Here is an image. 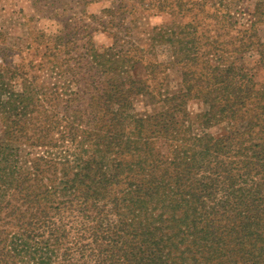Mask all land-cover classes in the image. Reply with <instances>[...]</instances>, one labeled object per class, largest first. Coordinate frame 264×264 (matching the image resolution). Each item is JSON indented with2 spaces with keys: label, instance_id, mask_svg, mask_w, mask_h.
<instances>
[{
  "label": "trees",
  "instance_id": "obj_1",
  "mask_svg": "<svg viewBox=\"0 0 264 264\" xmlns=\"http://www.w3.org/2000/svg\"><path fill=\"white\" fill-rule=\"evenodd\" d=\"M89 58L91 78L114 70L94 50ZM18 69L0 64V264H264V104L250 78L234 81L228 68L212 83L219 93L194 95L209 106L202 132L184 120L189 94L138 116L140 86L126 79L125 95L104 78L85 109L79 93L63 100L74 160L66 150L58 166L40 158L29 167L21 138L43 146L57 120L29 127L41 99L10 85ZM219 120L227 132L203 130ZM57 171L58 186L44 182Z\"/></svg>",
  "mask_w": 264,
  "mask_h": 264
},
{
  "label": "rangeland",
  "instance_id": "obj_2",
  "mask_svg": "<svg viewBox=\"0 0 264 264\" xmlns=\"http://www.w3.org/2000/svg\"><path fill=\"white\" fill-rule=\"evenodd\" d=\"M93 50L115 63L107 77L91 78ZM0 64L11 71L21 68L10 82L15 91L31 88L40 96L29 127L34 123L48 130L57 120L40 140L43 146L35 145L34 136L18 140L19 161L29 167L40 158L58 166L66 150L74 160L63 100L79 93L85 109L104 78L125 95L126 79L140 86L132 101L138 116L162 111L166 97L189 94L184 120L202 132L200 118L209 106L194 95L219 93L212 83L225 69L234 81L243 74L250 78L258 92L255 100L264 104V0H0ZM69 66L75 67V80ZM55 91L61 95L58 103ZM50 113L56 116L46 121ZM203 130L218 136L229 128L219 120L204 124ZM60 172L45 173L57 180L44 182L58 186Z\"/></svg>",
  "mask_w": 264,
  "mask_h": 264
}]
</instances>
